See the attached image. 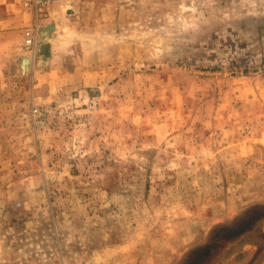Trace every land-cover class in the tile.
<instances>
[{"label": "rangeland", "instance_id": "1", "mask_svg": "<svg viewBox=\"0 0 264 264\" xmlns=\"http://www.w3.org/2000/svg\"><path fill=\"white\" fill-rule=\"evenodd\" d=\"M0 264H264V0H0Z\"/></svg>", "mask_w": 264, "mask_h": 264}, {"label": "built area", "instance_id": "2", "mask_svg": "<svg viewBox=\"0 0 264 264\" xmlns=\"http://www.w3.org/2000/svg\"><path fill=\"white\" fill-rule=\"evenodd\" d=\"M52 0H33V5L35 6L36 9H38L40 6L44 5L47 2H50ZM27 43L32 44L33 41V35H34V30L28 29L27 32Z\"/></svg>", "mask_w": 264, "mask_h": 264}, {"label": "bare ground", "instance_id": "3", "mask_svg": "<svg viewBox=\"0 0 264 264\" xmlns=\"http://www.w3.org/2000/svg\"><path fill=\"white\" fill-rule=\"evenodd\" d=\"M43 34H44V33H43ZM45 35H46V34H45ZM40 39H41V38H40ZM46 55H47V54H46ZM26 63H27V62L24 61V64H25L24 67H26Z\"/></svg>", "mask_w": 264, "mask_h": 264}]
</instances>
